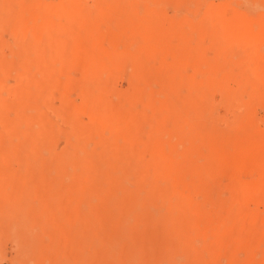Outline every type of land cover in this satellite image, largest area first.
<instances>
[{"label":"rangeland","instance_id":"374dc122","mask_svg":"<svg viewBox=\"0 0 264 264\" xmlns=\"http://www.w3.org/2000/svg\"><path fill=\"white\" fill-rule=\"evenodd\" d=\"M0 264H264V0H0Z\"/></svg>","mask_w":264,"mask_h":264}]
</instances>
